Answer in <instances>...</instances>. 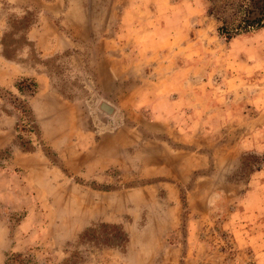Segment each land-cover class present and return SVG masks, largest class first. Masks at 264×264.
<instances>
[{"label": "rangeland", "instance_id": "obj_1", "mask_svg": "<svg viewBox=\"0 0 264 264\" xmlns=\"http://www.w3.org/2000/svg\"><path fill=\"white\" fill-rule=\"evenodd\" d=\"M210 7L0 0V40L37 14L35 52L0 48V264H264V29ZM99 223L126 249L80 243Z\"/></svg>", "mask_w": 264, "mask_h": 264}, {"label": "trees", "instance_id": "obj_2", "mask_svg": "<svg viewBox=\"0 0 264 264\" xmlns=\"http://www.w3.org/2000/svg\"><path fill=\"white\" fill-rule=\"evenodd\" d=\"M211 15H219L231 10L228 18L219 15L222 25L218 28L219 35L227 40L250 34L264 29V0H208ZM224 12H221L223 15ZM37 22L36 12L24 10L23 15L12 14L6 19V28L2 33L0 48L3 57L16 61L17 57L27 50V54L35 52L28 34ZM16 88L21 92L35 95L38 86L31 79H23ZM80 243H92L98 248L125 250L129 243V235L121 225L99 223L86 229L79 237Z\"/></svg>", "mask_w": 264, "mask_h": 264}, {"label": "water", "instance_id": "obj_3", "mask_svg": "<svg viewBox=\"0 0 264 264\" xmlns=\"http://www.w3.org/2000/svg\"><path fill=\"white\" fill-rule=\"evenodd\" d=\"M102 109L108 114H112L114 112V109L107 104H102Z\"/></svg>", "mask_w": 264, "mask_h": 264}, {"label": "bare ground", "instance_id": "obj_4", "mask_svg": "<svg viewBox=\"0 0 264 264\" xmlns=\"http://www.w3.org/2000/svg\"><path fill=\"white\" fill-rule=\"evenodd\" d=\"M110 106V105H109Z\"/></svg>", "mask_w": 264, "mask_h": 264}]
</instances>
